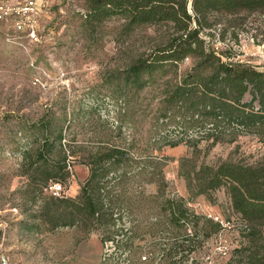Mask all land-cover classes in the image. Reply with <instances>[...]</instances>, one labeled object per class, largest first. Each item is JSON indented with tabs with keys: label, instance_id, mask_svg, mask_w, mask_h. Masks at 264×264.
Wrapping results in <instances>:
<instances>
[{
	"label": "rangeland",
	"instance_id": "obj_1",
	"mask_svg": "<svg viewBox=\"0 0 264 264\" xmlns=\"http://www.w3.org/2000/svg\"><path fill=\"white\" fill-rule=\"evenodd\" d=\"M40 1L35 42L14 40L17 35L0 23V264H247L240 253L246 226L229 207L225 189L194 196L186 190L184 175L199 165L255 164L264 159L262 140L222 134L211 144L212 138L188 130L179 116L163 117L162 92L181 79L191 59L175 74L154 75L136 94L121 89L117 75L162 46L170 34L167 27L125 31L123 20L112 18L90 31L82 25L86 0ZM211 15V36L205 41L219 51L230 49L234 61L228 63L264 69V15ZM251 98L246 93L242 102ZM56 119L61 120L68 177L64 187L51 186L44 193L74 198L88 174L87 154L102 144L137 159L151 158L161 171L166 184L161 193L138 178L126 182L129 202L115 210L124 237L102 241L99 230L86 235L76 227L41 228L37 234L20 229L18 222L31 223L35 209L28 201L35 190L26 185L45 137L40 128ZM115 182L108 180V186ZM164 198H180L188 212L203 217L196 226L192 219L181 228L190 240L171 233L159 211ZM205 220L220 225L207 239L201 236L210 230Z\"/></svg>",
	"mask_w": 264,
	"mask_h": 264
},
{
	"label": "trees",
	"instance_id": "obj_2",
	"mask_svg": "<svg viewBox=\"0 0 264 264\" xmlns=\"http://www.w3.org/2000/svg\"><path fill=\"white\" fill-rule=\"evenodd\" d=\"M86 4L82 25L90 31L112 18L122 19L125 31L143 25L170 29L162 46L117 75L122 90L136 94L154 75L175 74L183 61L191 59V67L181 79L162 92L163 117L179 116L189 124L188 130H201L202 138H212L211 144L222 134L231 139L241 134L254 135L264 143V69L228 63V59L234 61L230 51L215 52L204 39L211 36L208 32L213 27L208 21L211 14L264 15V0H86ZM246 93L252 98L243 103ZM60 122L49 121L40 128L45 137L35 150L26 185L35 190L36 195L28 199L35 209L29 215L31 223L18 222L20 229L37 234L41 228L53 231L76 227L86 235L99 230L102 241L118 237L126 232L116 227L120 214L115 216L116 208L129 202L124 196L126 182L138 178L161 193L166 186L161 171L151 158L137 159L127 150L102 144L87 154L88 174L74 198L44 193L53 185L64 187L68 177ZM22 154L23 160H27L28 154ZM184 178L187 192L194 196L225 189L229 207L246 226L241 257L247 264H264V159L251 165L231 162L216 167L199 165L197 169L192 167ZM108 180L116 182L108 186ZM159 211L172 228L171 233L182 241L190 239L181 228L192 219L196 220L192 221L193 226L203 219L188 212L180 198H164L159 202ZM204 222L210 225V230L201 235L204 238L220 230L219 223Z\"/></svg>",
	"mask_w": 264,
	"mask_h": 264
},
{
	"label": "built area",
	"instance_id": "obj_3",
	"mask_svg": "<svg viewBox=\"0 0 264 264\" xmlns=\"http://www.w3.org/2000/svg\"><path fill=\"white\" fill-rule=\"evenodd\" d=\"M40 0H0V23L7 25V29L18 38H25L28 41L35 42L37 38V18L41 11ZM13 40V41H14ZM209 48L215 52L218 49L213 43L206 42ZM226 48H228L226 46ZM230 51V49H222ZM231 61V59H228ZM52 188L59 189L57 185ZM2 264H6L2 261Z\"/></svg>",
	"mask_w": 264,
	"mask_h": 264
}]
</instances>
